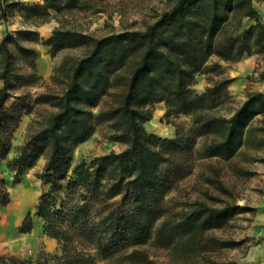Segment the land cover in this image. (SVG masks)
Masks as SVG:
<instances>
[{
	"label": "trees",
	"instance_id": "16d2710c",
	"mask_svg": "<svg viewBox=\"0 0 264 264\" xmlns=\"http://www.w3.org/2000/svg\"><path fill=\"white\" fill-rule=\"evenodd\" d=\"M78 2L43 0L41 5L26 6L19 0H0V17L6 19L18 7L36 24L49 9H71ZM244 20L253 24L241 31ZM22 34L35 35L32 31ZM44 43L52 52L83 45L90 51L69 66L61 94L39 95L38 100L55 111L16 149V156L8 159L23 106L18 102L6 105L12 97L10 45L23 56L34 51L10 34L2 37L0 167L5 161L19 182L40 156H46L40 175L45 188L34 215L43 222V231L57 241L58 251L41 252L35 259L0 254V264H94L93 253L112 258L122 245L139 246L150 239L185 254L234 245L204 235L224 227L247 207L236 203L215 207L195 201L187 212L172 218L166 216L162 203L169 189L189 172L197 137L209 138L201 147V156L225 160L243 146L258 142L253 119L264 113V93L249 92L246 101L225 116L213 111L226 96L227 82L202 93L192 88L212 55L233 61L252 51L264 53V22L253 0H175L143 31L95 38L55 28ZM66 64L64 61L61 66ZM162 102L166 115L190 116L193 127L189 135L179 130L174 138H161L146 131L144 125L153 117V106ZM96 123H108L111 139L124 144V149L96 157L90 165L73 163L74 146L88 137ZM9 201L7 181L0 169V206ZM33 226V215L28 212L19 232L28 234ZM115 264L155 263L135 249Z\"/></svg>",
	"mask_w": 264,
	"mask_h": 264
},
{
	"label": "rangeland",
	"instance_id": "374dc122",
	"mask_svg": "<svg viewBox=\"0 0 264 264\" xmlns=\"http://www.w3.org/2000/svg\"><path fill=\"white\" fill-rule=\"evenodd\" d=\"M19 1L26 6L43 4V0ZM174 1L79 0L71 9L63 6L49 9L47 15L36 19V24L29 22L24 16L27 13L18 7L6 19L0 17V40L10 34L21 46L34 51L23 56L10 45L13 52L12 97L6 105L10 107L18 102L23 106L8 159L16 156V149L55 111L53 106L39 101V95L61 94L66 87L69 66L90 51L88 45H83L52 52L44 41L55 28L72 29L95 38L124 31H143ZM253 5L264 22V0H253ZM251 24L253 21L244 20L241 31ZM27 31L35 35L22 34ZM64 61L67 64L62 67ZM263 73L264 53L252 51L233 61L220 60L212 55L196 75L192 88L202 93L216 84L227 82L226 96L213 113L230 116L246 101L249 92L264 93ZM2 86L0 79V88ZM105 101L106 98L100 106ZM97 110L93 109V114ZM165 113L163 102L155 104L153 117L148 126H144L146 131L161 138H174L179 130L184 135L190 134L193 126L189 115ZM253 125L257 128L256 141L261 143L243 146L229 160L201 156V147L209 138L197 137L188 164L189 172L169 189L162 203L166 216L172 218L187 212L195 201L215 207L227 203L247 207L246 212L232 218L224 227L212 229L204 235L205 239L212 235L223 241H233L234 245L216 251L185 254L160 247L150 239L139 246L122 245L112 258L93 253L94 264H115L124 254L135 249L144 252L155 264H264V113L253 119ZM112 134L108 123L93 124L88 137L74 146L73 163L85 161L90 165L96 157L111 151L120 152L125 145L112 140ZM45 162L46 156H40L19 182H15L14 173L6 167V162L1 163L10 201L6 206H0V254L35 259L41 252L54 254L58 251L57 241L43 231V222L34 215L45 188L40 180ZM28 212L33 215L34 226L30 233L22 234L19 228Z\"/></svg>",
	"mask_w": 264,
	"mask_h": 264
},
{
	"label": "crops",
	"instance_id": "0c3cea01",
	"mask_svg": "<svg viewBox=\"0 0 264 264\" xmlns=\"http://www.w3.org/2000/svg\"><path fill=\"white\" fill-rule=\"evenodd\" d=\"M150 121H151V120H150ZM150 121H149V122H150ZM149 122L145 123V125H144V126H148V123H149Z\"/></svg>",
	"mask_w": 264,
	"mask_h": 264
}]
</instances>
